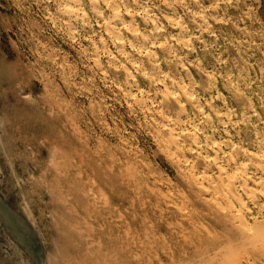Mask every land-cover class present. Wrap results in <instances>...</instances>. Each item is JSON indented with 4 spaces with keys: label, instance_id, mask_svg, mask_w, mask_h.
Wrapping results in <instances>:
<instances>
[{
    "label": "clouds",
    "instance_id": "9594fccd",
    "mask_svg": "<svg viewBox=\"0 0 264 264\" xmlns=\"http://www.w3.org/2000/svg\"><path fill=\"white\" fill-rule=\"evenodd\" d=\"M46 5L70 14L54 27L75 53L0 34V177L28 196L53 178L89 183V117L120 105L186 195L153 206L138 248L81 235L79 264H264V0Z\"/></svg>",
    "mask_w": 264,
    "mask_h": 264
},
{
    "label": "rangeland",
    "instance_id": "374dc122",
    "mask_svg": "<svg viewBox=\"0 0 264 264\" xmlns=\"http://www.w3.org/2000/svg\"><path fill=\"white\" fill-rule=\"evenodd\" d=\"M69 19L70 14L48 8L46 0H0V34L34 35L46 42L53 56L75 53L54 27ZM11 71L0 66L5 86ZM33 84L39 86L40 81ZM89 118L92 135L85 143L91 159L82 176L89 183L73 189L53 178L28 196L20 182L10 186L7 173L0 177L4 181H0V264H79L84 248L81 235L110 247L131 241L130 247L138 248L139 242L150 238L149 225L155 228L153 206L168 207L165 202L175 204L178 194L184 193L182 187L173 190V172L146 158L145 138L137 134L126 108L115 105L102 117ZM101 121L114 130H106ZM8 162L11 166V158ZM172 211L177 214L179 208Z\"/></svg>",
    "mask_w": 264,
    "mask_h": 264
}]
</instances>
